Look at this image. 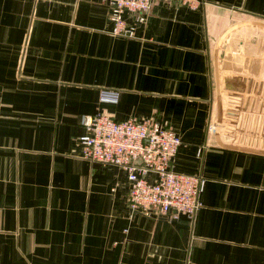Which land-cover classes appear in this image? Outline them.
<instances>
[{"label": "crops", "instance_id": "1", "mask_svg": "<svg viewBox=\"0 0 264 264\" xmlns=\"http://www.w3.org/2000/svg\"><path fill=\"white\" fill-rule=\"evenodd\" d=\"M112 25L103 0H0V264H264V0ZM97 110L179 134L172 168L205 179L192 219L139 213L121 167L81 156Z\"/></svg>", "mask_w": 264, "mask_h": 264}, {"label": "built area", "instance_id": "2", "mask_svg": "<svg viewBox=\"0 0 264 264\" xmlns=\"http://www.w3.org/2000/svg\"><path fill=\"white\" fill-rule=\"evenodd\" d=\"M109 6L112 33L133 37L154 2H177L197 8L204 0H103ZM132 16L127 22L124 13ZM119 91L100 90L101 101H117ZM85 132L79 137L81 156L101 164L121 167L129 181L128 202L139 213L171 217L174 213L192 219L198 209L204 177L176 171L172 162L182 140L179 134L153 117L116 119L97 110L84 114ZM213 123L208 124V129Z\"/></svg>", "mask_w": 264, "mask_h": 264}, {"label": "rangeland", "instance_id": "3", "mask_svg": "<svg viewBox=\"0 0 264 264\" xmlns=\"http://www.w3.org/2000/svg\"><path fill=\"white\" fill-rule=\"evenodd\" d=\"M262 56H264L263 52H262Z\"/></svg>", "mask_w": 264, "mask_h": 264}]
</instances>
